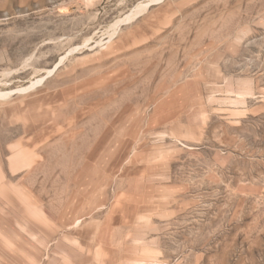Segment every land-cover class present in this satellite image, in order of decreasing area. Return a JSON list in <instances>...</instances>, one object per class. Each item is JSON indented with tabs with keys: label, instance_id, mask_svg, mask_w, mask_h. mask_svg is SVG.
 Masks as SVG:
<instances>
[{
	"label": "rangeland",
	"instance_id": "1",
	"mask_svg": "<svg viewBox=\"0 0 264 264\" xmlns=\"http://www.w3.org/2000/svg\"><path fill=\"white\" fill-rule=\"evenodd\" d=\"M42 76L0 97V264H264V0H0V92Z\"/></svg>",
	"mask_w": 264,
	"mask_h": 264
},
{
	"label": "bare ground",
	"instance_id": "2",
	"mask_svg": "<svg viewBox=\"0 0 264 264\" xmlns=\"http://www.w3.org/2000/svg\"><path fill=\"white\" fill-rule=\"evenodd\" d=\"M149 4L150 3L148 2V3H145L143 6L138 7L130 15H128L127 17H125L124 18L125 20H122L121 19L115 25L117 26V24H119L122 21H125L126 22V21H133V20H135L137 17H139L145 11V9L149 6ZM110 36H112V34ZM56 67H57V65L52 70H55ZM44 79H46V76H42V77L36 79L32 83H30L28 86H25V87H22V88H18V89H14V90H10V91H6V92H0V97H5V96L8 97V96L13 95L15 93H21V92H25L26 93L27 91H30V90L34 89L35 87H37L40 83H42L44 81Z\"/></svg>",
	"mask_w": 264,
	"mask_h": 264
},
{
	"label": "crops",
	"instance_id": "3",
	"mask_svg": "<svg viewBox=\"0 0 264 264\" xmlns=\"http://www.w3.org/2000/svg\"><path fill=\"white\" fill-rule=\"evenodd\" d=\"M133 11L129 12L125 17H127L128 15H130Z\"/></svg>",
	"mask_w": 264,
	"mask_h": 264
}]
</instances>
